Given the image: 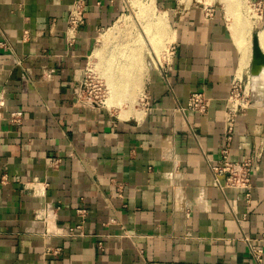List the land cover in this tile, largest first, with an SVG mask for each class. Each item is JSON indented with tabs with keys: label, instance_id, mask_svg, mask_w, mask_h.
<instances>
[{
	"label": "crops",
	"instance_id": "0c3cea01",
	"mask_svg": "<svg viewBox=\"0 0 264 264\" xmlns=\"http://www.w3.org/2000/svg\"><path fill=\"white\" fill-rule=\"evenodd\" d=\"M73 1L0 0V264H255L244 239L264 245V88L250 90L232 144L236 160L261 156L251 204L240 192L224 198L208 166L220 158L231 83L248 74L223 12L156 0L174 52L165 74L150 75L140 119L122 120L78 92L125 2L84 0L70 46ZM198 92L212 100L208 114L183 115Z\"/></svg>",
	"mask_w": 264,
	"mask_h": 264
},
{
	"label": "rangeland",
	"instance_id": "374dc122",
	"mask_svg": "<svg viewBox=\"0 0 264 264\" xmlns=\"http://www.w3.org/2000/svg\"><path fill=\"white\" fill-rule=\"evenodd\" d=\"M148 1L149 0H124L126 11L122 18H124V20H128H126L128 23L127 29L122 28L124 30L120 33L117 31L111 32L112 29L116 27L115 24L110 29L102 31L97 38L94 51L91 54L84 69V71L87 68L92 70V80L88 81L90 87L84 89L86 90L85 96H96L97 99H103L105 96L104 100H106L105 103L107 109H101L112 113L117 118L120 117V111L115 107L110 108L111 110L108 107V102L110 99V86L108 82L119 78L118 76L124 73L127 65H135V67L132 68V71L136 72L134 79L140 81L143 92H140L141 94H139L136 90V92H133V95L128 96V98L132 99L133 101V103H130L132 104V109H137V111L144 110L145 104L147 103V87L150 75L153 72L158 73L159 69H166L171 58L172 47H174V33L167 10L163 9L155 0L157 9L155 13H143L139 7L145 5ZM185 1L187 0H182V2ZM191 1H194L196 4L202 5L203 7L207 6L219 8L225 15L226 22L234 39V32L236 29H238V20L243 19L246 20V22H249V24H251L250 27L252 28L251 34L249 35V42L251 44L250 48L252 51L253 36L258 34L264 23L263 15L261 16V13L258 11V9L261 8L257 6V4L261 1L242 0V5H240V7H242L239 8V10H235L236 12L233 10L230 11L224 4L223 0H190V2ZM263 5L264 4H262V11L264 9ZM228 11L231 13L229 14ZM159 21L163 22V28L160 30L159 27H157V23H159ZM119 25L122 26L121 23ZM142 27L150 29L148 30L150 32L153 46H150V40L146 41L144 35H142L140 32ZM150 47H152L154 50ZM135 55L136 57H134ZM138 63H140V65H138ZM250 67L251 64L249 67H247L246 71H248V74L245 76L244 84L247 85L250 81L248 85L250 90L255 87L263 89L264 76L260 77V84L258 85L254 81V77L250 75ZM119 91V89H113V92L116 96Z\"/></svg>",
	"mask_w": 264,
	"mask_h": 264
},
{
	"label": "built area",
	"instance_id": "2783aa9c",
	"mask_svg": "<svg viewBox=\"0 0 264 264\" xmlns=\"http://www.w3.org/2000/svg\"><path fill=\"white\" fill-rule=\"evenodd\" d=\"M263 1L257 4L262 9ZM264 6V5H263ZM85 8L86 4L84 0H74L71 6V10L67 20V43L73 46L77 40L81 27L85 24ZM256 8V6H255ZM258 9L263 15V11ZM205 16L211 18L214 14L213 7L205 8ZM29 33L26 31L23 35L25 41ZM0 47L8 49L5 43H0ZM174 52L172 47L171 56ZM171 59V58H170ZM19 66L21 63L18 62ZM89 66V64H88ZM168 66V64H167ZM160 74H165L166 69L158 70ZM92 80V70L87 68L79 83L78 99L86 105H94L98 108H106V100L100 99L95 96H85L86 88L90 87L88 81ZM248 85L244 84V80L239 77H235L231 83V89L228 98L226 99L225 107V129L223 134V145L220 152V158L217 161L208 163L211 178L214 186L218 189L219 193L226 198L228 191L240 192L244 195V201L246 205L251 204L252 200V177L258 169V163L261 156L250 157L244 160H236L232 154V144L235 136V127L237 120L240 116H243L252 106L251 92ZM212 100L204 92H198L192 94L187 102L186 107L181 108L180 112L186 115L187 112L197 113L200 116H206L211 108ZM107 109V108H106ZM23 120L22 112H15L11 115L10 121L12 123L20 124ZM81 216L86 213L85 210L78 211ZM237 223L241 224L247 220L248 215L244 214L241 217L234 215ZM82 225L77 226L75 229H71L69 234L75 235L76 230H80ZM264 241V236L262 237ZM244 241L248 244L249 253L252 261L255 264H263L264 262V245L256 246L249 238H245ZM142 264H149L143 262Z\"/></svg>",
	"mask_w": 264,
	"mask_h": 264
},
{
	"label": "bare ground",
	"instance_id": "6f19581e",
	"mask_svg": "<svg viewBox=\"0 0 264 264\" xmlns=\"http://www.w3.org/2000/svg\"><path fill=\"white\" fill-rule=\"evenodd\" d=\"M223 2L230 11L231 10L235 11L237 9L239 10V8L242 7V6L240 7V5H242L241 4L242 0H223ZM136 8H138V7H136ZM139 8H141L143 13L154 14L155 11L157 10L156 5H155V0H149L145 5L140 6ZM230 11H228L229 14L231 13ZM149 15H151V14H149ZM126 20L127 19L124 20V18H122L115 25L116 27L114 29H112L111 32L117 31L120 33L124 29H127V27H128L127 21L128 20L127 21ZM120 23L122 24V26L119 25ZM250 25L251 24H249V22H246V20L240 19V20H238V29H236L234 32L236 43H237L239 51L242 55V61H241L242 70L244 68L249 67L251 64V55H252L251 53H252V51L250 48L251 44L249 42V37H250L249 35L251 34L252 28L250 27ZM138 26H139V24H138ZM143 27L141 28L140 32L142 33V35H144L146 41L150 40V42H151L152 39L150 37V32H149L150 29L148 28L149 29L148 30L146 27L145 28H143ZM157 27H159V30L161 28H163V22L159 21V23H157ZM122 28H124V29H122ZM139 30H140V28H139ZM258 39H259L260 47L264 53V28L260 29V31L258 32ZM153 44H155V43H153ZM150 46H153L152 42H151ZM150 48H152V47H150ZM134 57H136V55ZM138 65H140V63H138ZM133 67H135V65H133V64L127 65L124 73L122 75L118 76L119 78H117V79L115 78L116 80L113 79L110 82H108L109 86H110V93H109L110 99L108 102V107H109V109L112 107H115L117 110H119L120 111V117L119 118L122 120H130L133 118L140 119V117L142 115V111H137V109L135 110L134 108L132 109V107H131L132 104H130V103H133V101H132V99L128 98V96H132L133 92H136V90L138 91L139 94H141L143 92L140 81L137 79H134L136 72L132 71ZM261 74H263V75H261ZM261 74L259 76H257L256 78H254V81L258 85L260 84V77L264 76V69L261 71ZM131 79H133V80H131ZM115 88L120 90L117 93V96L113 92V89H115ZM135 95H138V94H135ZM133 107H134V105H133Z\"/></svg>",
	"mask_w": 264,
	"mask_h": 264
},
{
	"label": "water",
	"instance_id": "95a60500",
	"mask_svg": "<svg viewBox=\"0 0 264 264\" xmlns=\"http://www.w3.org/2000/svg\"><path fill=\"white\" fill-rule=\"evenodd\" d=\"M253 49H252V60H251V75L256 78L261 74L264 69V53L260 47L258 34L253 36Z\"/></svg>",
	"mask_w": 264,
	"mask_h": 264
}]
</instances>
